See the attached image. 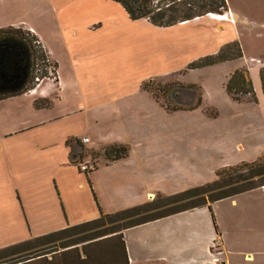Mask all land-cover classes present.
<instances>
[{
    "label": "crops",
    "instance_id": "crops-1",
    "mask_svg": "<svg viewBox=\"0 0 264 264\" xmlns=\"http://www.w3.org/2000/svg\"><path fill=\"white\" fill-rule=\"evenodd\" d=\"M104 1L120 5L128 21H142L163 30L204 21L217 23L202 16L188 23L159 27L147 19L132 20L121 4ZM6 3L0 0V28L21 27L35 33L49 60L58 66L59 77L46 78L23 94L0 100V249L97 219L101 215L98 203L104 213H114L148 202L149 147L165 134L159 124L150 126L151 111L159 107L167 110L152 91L144 88V83L139 93L120 96L108 89H94L86 78H79V62L71 56L66 60L67 55L56 49V44L66 47L77 42L80 27L58 22L43 28L21 22L13 15L14 9L6 11ZM227 4L234 19L222 24L231 25L235 36L220 42L215 53L236 40L243 57L209 67L237 63L231 74L246 70L264 112V64L257 63L264 55V47L253 52L245 44L248 34H261L256 29L264 30V22L236 10L230 0ZM247 59L252 62L251 71L239 64ZM69 119L77 122L70 126ZM83 138L89 141L83 143ZM75 139L82 142L86 152H101L110 144L122 143L130 146V153L120 160L104 162L89 173L90 184L87 173L71 161L72 151L81 152L80 146L69 144ZM154 157L164 156L155 151ZM206 208L209 207L124 230L129 264H264V186L212 204L222 233L220 254L212 250L219 233L216 221L200 216Z\"/></svg>",
    "mask_w": 264,
    "mask_h": 264
},
{
    "label": "rangeland",
    "instance_id": "rangeland-1",
    "mask_svg": "<svg viewBox=\"0 0 264 264\" xmlns=\"http://www.w3.org/2000/svg\"><path fill=\"white\" fill-rule=\"evenodd\" d=\"M5 1L6 11L14 9L13 15L16 19L20 18L21 22H31L43 28L48 24L55 26L58 22L76 24L77 29L80 27L77 42L72 41L66 47L56 44V49L60 54L62 52L67 55L66 60L71 56L73 61L79 62L80 67L76 66V72L79 71L81 76L79 78H86L85 81L94 89H108L120 96L139 93L143 83L150 84L154 93L159 94L162 103L166 99L169 102L168 97L175 93L170 103L181 106L182 110L168 111L159 107L151 111L150 126L159 124L161 132L165 134L159 141L152 139L149 147L148 188L151 194L148 202L155 200L159 192L171 195L203 186L220 179L217 174L221 171L232 172L233 167L244 162L264 160L262 105L247 100L243 103L235 102L224 90L231 69L237 63L205 69H190L188 66L191 61L215 53L220 42L235 36L231 25L222 24L234 19L228 8H222L221 14L205 15L204 20L210 21L217 20L210 17L211 14L221 16L222 19L217 20V23L204 21L163 30L142 21H128L120 5L104 0ZM216 1L208 0V4L215 6ZM230 1L236 10L249 13L264 22V0ZM222 14L230 20H226ZM256 31L261 34L250 33L245 38L247 49L253 52L264 47V30ZM243 61H239L241 67L248 66L251 71L252 62L247 59L244 65ZM257 63L259 66L264 64V55ZM38 64V67L43 68L40 59ZM54 65L49 67V71L55 79L59 77V68ZM63 69L67 76V65ZM193 85H196V89L189 87ZM200 97L201 104L197 105ZM214 109L218 111V116L212 118L207 112H214ZM74 122L77 121L69 119L70 126ZM239 143H242L240 149ZM155 151L162 152L164 157H154ZM87 152L84 151L85 158L78 165L90 161V165L94 164L98 168L105 162L104 158L95 159L91 156L93 152ZM103 180L98 183L101 185ZM235 185L224 182L221 188L204 193L203 196L209 203L212 193ZM200 216L211 217V220L213 218L216 221L219 233L215 234L212 250L213 254H220L223 244L217 213L214 209L206 208ZM126 222L127 219L113 222L106 217L98 223L91 222L62 235L32 240L30 244L15 250L0 252V264L26 262L35 254L53 248L60 249L66 242L81 240Z\"/></svg>",
    "mask_w": 264,
    "mask_h": 264
},
{
    "label": "trees",
    "instance_id": "trees-1",
    "mask_svg": "<svg viewBox=\"0 0 264 264\" xmlns=\"http://www.w3.org/2000/svg\"><path fill=\"white\" fill-rule=\"evenodd\" d=\"M121 4L132 20L147 19L153 25L170 27L182 22H188L209 13L221 14L222 8H228L227 0H217L215 6H210L208 0H111ZM243 57V50L239 41H233L223 46L215 54L207 55L189 64L190 69H201L222 62ZM39 59L43 68L38 67ZM53 63L45 51L39 37L30 30L21 27L0 28V100L23 94L46 78H53L49 67ZM56 66V64L54 65ZM57 79V78H56ZM261 79L264 89V68L261 70ZM196 89V85L189 86ZM146 90L151 89L150 84H144ZM160 91L161 89L158 88ZM228 95L238 103L245 100L258 103V96L248 72L238 69L229 78L226 84ZM161 92H164L161 90ZM167 94V93H166ZM159 99V94L154 93ZM171 96V95H170ZM167 98V97H166ZM165 98V99H166ZM164 103L168 111L182 110L181 106L170 103L172 97H168ZM201 104V97L198 104ZM195 108V107H193ZM192 108V109H193ZM212 118L218 116V111L208 110ZM69 144L80 146L83 150L71 153V161L78 165L84 159V147L78 139L70 140ZM130 153V146L122 143H113L103 148L99 153L93 152L91 156L99 159L101 156L106 163L125 158ZM86 172L87 175L96 170ZM220 179L203 186H196L175 194L159 192L152 202L143 203L114 213H104L99 203L100 217L97 219L74 225L66 229L51 233L34 240L49 239L70 232L73 229L84 227L91 222H99L109 218L113 222L126 220L121 226L96 232L81 240L66 242L61 249L53 248L48 252H41L30 256L26 262H4L3 264H129L128 252L124 240L123 231L144 223L159 220L161 218L184 212L187 210L208 206L212 210V204L218 200L235 196L237 194L264 186V160L244 162L233 167L232 172L221 171L217 174ZM88 180H91L88 175ZM227 184H235L230 189L218 190L211 194L210 202L203 196L204 193L215 191ZM97 200V196L95 195ZM32 240L11 245L0 249V252L11 251L28 245ZM81 246V248L79 247Z\"/></svg>",
    "mask_w": 264,
    "mask_h": 264
},
{
    "label": "built area",
    "instance_id": "built-area-1",
    "mask_svg": "<svg viewBox=\"0 0 264 264\" xmlns=\"http://www.w3.org/2000/svg\"><path fill=\"white\" fill-rule=\"evenodd\" d=\"M89 141V139L88 138H83L82 139V142L83 143H86V142H88ZM90 161H87V162H83V163H81L80 165H79V168L82 170V171H84V172H89V171H91L92 169H94V164H91L90 165Z\"/></svg>",
    "mask_w": 264,
    "mask_h": 264
},
{
    "label": "bare ground",
    "instance_id": "bare-ground-1",
    "mask_svg": "<svg viewBox=\"0 0 264 264\" xmlns=\"http://www.w3.org/2000/svg\"><path fill=\"white\" fill-rule=\"evenodd\" d=\"M210 17L215 18V19H217V20H221V19H222V17L219 16V15L217 16V15H213V14H211Z\"/></svg>",
    "mask_w": 264,
    "mask_h": 264
},
{
    "label": "water",
    "instance_id": "water-1",
    "mask_svg": "<svg viewBox=\"0 0 264 264\" xmlns=\"http://www.w3.org/2000/svg\"><path fill=\"white\" fill-rule=\"evenodd\" d=\"M173 96H175V93H173V94H172V97H173ZM80 150L82 151L83 149H82V148H80Z\"/></svg>",
    "mask_w": 264,
    "mask_h": 264
}]
</instances>
